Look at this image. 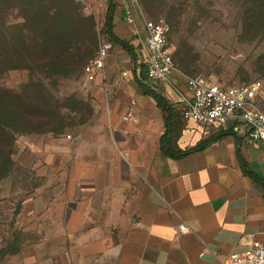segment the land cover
<instances>
[{
  "label": "crops",
  "instance_id": "crops-1",
  "mask_svg": "<svg viewBox=\"0 0 264 264\" xmlns=\"http://www.w3.org/2000/svg\"><path fill=\"white\" fill-rule=\"evenodd\" d=\"M115 18L122 30L125 16ZM128 78L127 68L106 66L75 139L30 144L47 172L30 215L46 234L37 264H227L264 244V145L184 119L168 91L178 146L189 152L171 160L161 150L167 114ZM131 108L137 123L124 120Z\"/></svg>",
  "mask_w": 264,
  "mask_h": 264
},
{
  "label": "rangeland",
  "instance_id": "rangeland-1",
  "mask_svg": "<svg viewBox=\"0 0 264 264\" xmlns=\"http://www.w3.org/2000/svg\"><path fill=\"white\" fill-rule=\"evenodd\" d=\"M245 1L155 0L148 9L138 0L136 26L124 22L119 30L114 20L120 46L110 40L105 20L111 5L124 16V0H0V104L15 103L20 129L14 133L11 172L0 181V264H37L47 257V250L37 248L46 234L36 232L30 217L47 172L29 147L39 144L38 136L51 143L73 141L74 128L89 122L99 90L87 69L104 43L113 45L107 66L127 68L128 81L141 80L166 100L168 91L181 99L195 77L228 87L261 82L264 110V21H243ZM170 12L177 25L169 23ZM161 20L170 27L176 70L168 81L152 84L144 61L145 28ZM24 116L33 120L30 128Z\"/></svg>",
  "mask_w": 264,
  "mask_h": 264
},
{
  "label": "built area",
  "instance_id": "built-area-1",
  "mask_svg": "<svg viewBox=\"0 0 264 264\" xmlns=\"http://www.w3.org/2000/svg\"><path fill=\"white\" fill-rule=\"evenodd\" d=\"M137 5L138 0H124V16L130 26H136ZM145 32L144 61L148 81L152 84L166 82L176 70V62L169 47L170 27L161 20L149 24ZM112 50V43H104L100 47L87 69L89 81L95 82L104 72ZM262 90L261 82L228 87L203 77L189 79L186 94L179 93L185 105L184 119L206 126L219 125L224 131L243 137L246 141L264 145V110L259 104ZM124 120L138 122L132 108ZM180 230L186 233L187 227L180 225ZM227 264H264V244L253 243L244 254L231 255Z\"/></svg>",
  "mask_w": 264,
  "mask_h": 264
},
{
  "label": "trees",
  "instance_id": "trees-1",
  "mask_svg": "<svg viewBox=\"0 0 264 264\" xmlns=\"http://www.w3.org/2000/svg\"><path fill=\"white\" fill-rule=\"evenodd\" d=\"M145 4L148 9L155 4V0H145ZM245 12L243 15V21H264V0H247L245 1ZM169 23L177 25L179 19L177 15L166 13ZM115 6L111 5L108 10L105 28L109 35L110 40L117 45H124V42L113 34L115 28ZM55 32V31H54ZM138 87L141 89L145 96L152 98L157 106L167 114L166 118V133L161 139V150L171 160H180L186 156L189 152L183 151L178 146L179 136L181 134L182 125L179 120L180 112L176 111L173 105L156 93L150 87L144 85L141 80L137 81ZM17 107L15 103H11L7 106L0 104V181L11 172L13 164V146L15 142L14 133L20 131L16 127V113ZM25 113V111H23ZM22 122H26L27 128H30L34 123L31 118L24 116L21 119ZM38 123L43 122L40 118Z\"/></svg>",
  "mask_w": 264,
  "mask_h": 264
}]
</instances>
